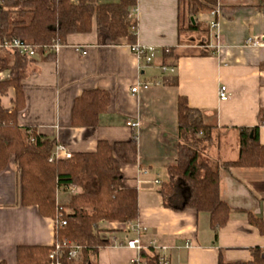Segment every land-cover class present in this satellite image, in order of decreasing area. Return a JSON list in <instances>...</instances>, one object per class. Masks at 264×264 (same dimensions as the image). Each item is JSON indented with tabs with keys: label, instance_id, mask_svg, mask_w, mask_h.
<instances>
[{
	"label": "crops",
	"instance_id": "crops-1",
	"mask_svg": "<svg viewBox=\"0 0 264 264\" xmlns=\"http://www.w3.org/2000/svg\"><path fill=\"white\" fill-rule=\"evenodd\" d=\"M134 7L133 41L111 42L93 25L89 33L69 34L54 59L36 60L23 80L25 104L17 115L19 126L55 140L70 153L94 151L99 140L112 143L135 135L137 161L122 165L121 171L125 186L137 191L139 216L127 223H99L108 244L98 250L96 264H128L138 258L139 251L125 245L134 237L132 224L144 228L139 233L143 248L152 240L166 247L161 254L167 264H217L219 250L226 261H247L250 248L256 246L264 254V234L247 216L250 211L264 220V167L219 170L220 195L233 211L216 232L207 212L166 208L158 192L168 178L167 167L175 163L179 96H186L210 126L209 146L202 157L211 164L237 159L239 131L244 127H256L264 146V46L244 45L248 37L264 36V6L259 0H217V26L208 27V12L198 13L195 19L206 31L185 33L178 30L182 17L177 0H137ZM134 43L156 47L151 64L132 53L129 46ZM162 65L173 67V72L163 73ZM140 83L149 87L130 90ZM221 85L228 93L224 101L218 99ZM94 88L109 93L98 124L71 126L74 98ZM13 95L10 89L7 107ZM128 120L138 126H127ZM77 191L75 186L59 187L56 202L68 204ZM19 194V176L10 161L0 171V262L5 264H16L18 245L50 246L54 241L53 219L41 216L36 206H22Z\"/></svg>",
	"mask_w": 264,
	"mask_h": 264
},
{
	"label": "trees",
	"instance_id": "trees-1",
	"mask_svg": "<svg viewBox=\"0 0 264 264\" xmlns=\"http://www.w3.org/2000/svg\"><path fill=\"white\" fill-rule=\"evenodd\" d=\"M137 0H1L0 41L18 38L32 45L34 56L0 48V71L8 77L0 80V171L14 162L20 185V204L36 206L43 217L65 220L54 228V243L61 249L60 264H96L98 250L108 244L101 235V221L127 223L139 216L137 191L124 184L121 166L137 161L135 135L112 143L99 140L94 151L71 153L69 158L50 160L55 140L26 132L17 122L18 112L24 107L23 80L32 71L36 60H52L53 42L63 44L69 34L91 32L93 25L98 35L111 42L120 38L133 41L129 31L132 23L129 12ZM178 15L185 9L179 31H202L196 14L209 12L217 0H177ZM264 6V0H259ZM194 18V23L190 17ZM184 21V23H183ZM167 54V53H164ZM10 89L14 95L11 106L2 103ZM109 93L102 88L85 89L72 103L70 125L96 126L106 110ZM176 131L178 143L175 163L166 169L167 180L158 187L162 206L180 211L193 208L209 214L213 231L225 226L233 209L222 199L219 189V170L231 167H264V146L258 140L256 127L239 131V155L234 161L211 164L202 154L209 146L210 126L203 113L188 104L186 96L177 99ZM32 137V140H30ZM61 186H75L78 191L68 204L56 202V191ZM248 220L264 234V220L247 211ZM44 245H18L16 264H50L53 248ZM73 245L81 247V259L75 261L69 251ZM251 259L226 261L219 250L217 264H264L259 247L249 250ZM0 264H5L1 261ZM128 264H161L151 247L142 248L138 259Z\"/></svg>",
	"mask_w": 264,
	"mask_h": 264
},
{
	"label": "built area",
	"instance_id": "built-area-1",
	"mask_svg": "<svg viewBox=\"0 0 264 264\" xmlns=\"http://www.w3.org/2000/svg\"><path fill=\"white\" fill-rule=\"evenodd\" d=\"M1 3V0H0ZM135 12V7H132L130 12H129V18H131V16L134 14ZM218 10L216 9V7H213L209 12V16L211 17L208 20V27L209 28H215L217 26V21L215 19L216 14H217ZM129 31L134 35L136 33V24L134 23V21H132V23L129 26ZM217 38V36H216ZM60 43L58 42H53L50 45V49L53 50L54 52L57 51V49L60 47ZM245 46L248 47H260V46H264V36L258 35L255 37H248L245 42H244ZM216 49H219L220 45L219 43H217L215 45ZM0 48H4V49H10L14 52H17L19 54H26L28 56H34L35 55V51L34 48L32 47V45H30L29 43H26L18 38H13L11 40H7V39H3L0 41ZM130 50L132 51V53L135 54V56L137 57L138 60L142 61L143 63H145L146 65H149L153 62L154 57H155V52H156V47L152 46V45H141L138 43H134L131 44L129 46ZM79 49V48H78ZM81 52L83 54L86 53L85 49H82ZM161 71L164 72H173L174 68L173 67H166L164 65L160 66ZM6 77H8V72L7 71H0V80L1 79H5ZM159 81H157L158 84ZM149 87L148 83H140V84H135L133 87H131V91L132 92H137L140 89H147ZM228 97V93H227V89L224 85H221L218 89V99L221 101L226 100ZM126 125L129 127H137L138 126V122L132 121V120H128L126 122ZM30 140H32V137H30ZM71 156V153L61 144H57L53 147V150L51 152L50 155V160L53 159H63V158H69ZM156 183H159L158 180L155 181ZM60 212L57 214L56 219L53 220L54 223V228L55 227H61L65 224V220L62 218H58V216L61 215V207H59ZM130 230L134 233V237L128 239L125 243V245L129 248L135 249L137 251H140L143 246L140 242L139 239V233L141 230H144V228L142 226H140L139 224H132L130 226ZM189 246V243H186V247ZM150 247L154 250V252L158 255L159 261L161 264H167V261L165 259V257L161 254L162 251L165 250V246H161L157 243L156 240H152L150 242ZM81 251V247L78 245H73L69 251V255L75 259L77 257V255L80 253ZM61 255V249L59 247L58 243H54L53 244V248L50 250L49 252V259H50V264H60L59 261V257ZM138 258H136L137 260Z\"/></svg>",
	"mask_w": 264,
	"mask_h": 264
},
{
	"label": "rangeland",
	"instance_id": "rangeland-1",
	"mask_svg": "<svg viewBox=\"0 0 264 264\" xmlns=\"http://www.w3.org/2000/svg\"><path fill=\"white\" fill-rule=\"evenodd\" d=\"M181 15H182V17H185V9L182 7L181 8ZM183 23H184V21H183ZM184 33L186 32V31H183ZM7 101H8V99L6 98V97H3L2 98V103L3 104H6L7 103ZM110 223V222H109ZM111 223H116V224H119L118 222H111ZM81 254L79 253L78 255H77V257L74 259L75 261H79L80 259H81Z\"/></svg>",
	"mask_w": 264,
	"mask_h": 264
},
{
	"label": "water",
	"instance_id": "water-1",
	"mask_svg": "<svg viewBox=\"0 0 264 264\" xmlns=\"http://www.w3.org/2000/svg\"><path fill=\"white\" fill-rule=\"evenodd\" d=\"M190 20L192 21V23H194V18L192 16L190 17Z\"/></svg>",
	"mask_w": 264,
	"mask_h": 264
}]
</instances>
